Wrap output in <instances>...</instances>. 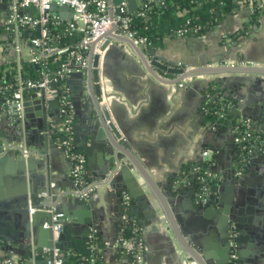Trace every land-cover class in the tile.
I'll list each match as a JSON object with an SVG mask.
<instances>
[{
    "label": "crops",
    "instance_id": "1",
    "mask_svg": "<svg viewBox=\"0 0 264 264\" xmlns=\"http://www.w3.org/2000/svg\"><path fill=\"white\" fill-rule=\"evenodd\" d=\"M146 1L155 0H136L137 7ZM247 3L238 1L230 13L219 16L213 28L203 35H176L165 38L161 46L151 48H135L131 42L112 40L111 45H115L113 48L93 51L94 55L99 56L97 70L102 95L99 105L109 115L124 145L144 167L150 180L156 183V189L170 208L177 232L206 264H231L232 253L236 256V264H264V187L261 185L264 161L260 159L262 142L254 149L255 154L251 159L254 164L247 161L242 165V156L238 155L231 128L213 125L204 113L205 89L210 79L226 76L229 79L225 82L226 91H230V96L237 100L234 110L237 111L238 120L246 119L258 131L264 132V75H200L182 80L183 86L180 87L157 81L156 75L169 79H175L177 75L151 66L150 62L156 61L167 67H172L169 64H177L178 67L184 64L186 69H191L243 60L261 67L264 65V0H253L255 7L251 10L249 1ZM109 6V13L115 16L118 13L117 5L111 3ZM255 9L257 11L252 14ZM7 13L8 0H0V65H6L14 55V49L7 46L10 40H5ZM26 13L38 17L37 9L26 10ZM50 15L60 23H66L73 13L65 10L60 13L50 12ZM243 27L246 31L242 30ZM37 33L38 29H21L16 37V42L22 45L23 59L29 58V39ZM114 35L125 37L116 28ZM24 50L27 51L26 56ZM142 55L146 56L154 76L143 65ZM89 58L90 50L87 53V64ZM222 58L225 60L222 61ZM72 68L71 74L79 72L74 65ZM70 75L65 79L71 106L68 112L71 116L69 136L74 150L86 158L83 179L94 182L95 190L85 199L71 193L73 183L70 163L58 143V138L64 134L66 119L59 97V104L54 102L52 106L54 116L47 118L49 128L55 134L52 142L48 136V148L43 147L45 134L35 124L37 118L31 119L28 126L32 128L26 131L22 129V134L12 122L2 139L10 144L23 145L34 151V154L20 157L16 151L8 154L0 146V232L7 233L16 241L8 244L14 251H0V263L5 258H9L13 264L22 261L15 252L21 247L18 244L23 240L25 228L21 215L27 210L30 214L33 209L30 206L28 209V204H20L16 200L24 193L26 196L33 193L38 198L46 197L48 207L56 212L67 214L66 224L62 225L65 238L60 243L66 251L60 252L61 256L80 254L70 247L71 244L83 238L89 244V236L98 234L94 218L100 209L116 215L122 207L124 215L131 217L129 221L132 223V231L138 233L143 241L144 264H195L179 245L161 202L135 167L119 153L116 154L117 161L111 165L110 146L102 148L98 146L99 142L91 144L83 125L91 115L89 107L86 110L82 107L86 100L88 102L85 106L91 99L86 90L78 89H75L74 96L79 99H73L72 87H77V84L67 83ZM29 90L23 96L31 95ZM3 108L0 105L1 111H4ZM1 111L0 116L3 115ZM28 115L33 116L35 112ZM0 122L3 120L0 119ZM26 124L19 123V126L24 128ZM83 145H87L88 149ZM206 149L211 153L210 170L218 176V183L210 200L212 203L207 205L209 201L200 205L194 197L197 186L185 180V173L187 170L192 175L197 173L196 168L204 161L202 152ZM40 159L42 163L38 162ZM239 171L241 173L238 175ZM46 174L51 178L48 196L40 194L47 186ZM226 200L239 205L238 217L242 232L233 224L227 232L222 231L223 218L219 207ZM44 215L40 217L41 221L45 219ZM126 228L123 226L121 231L125 233ZM101 237L102 240L107 239V236ZM126 240L123 234L121 244ZM118 248L114 245L108 252L101 246L100 252L105 264H131V259L122 257Z\"/></svg>",
    "mask_w": 264,
    "mask_h": 264
},
{
    "label": "water",
    "instance_id": "2",
    "mask_svg": "<svg viewBox=\"0 0 264 264\" xmlns=\"http://www.w3.org/2000/svg\"><path fill=\"white\" fill-rule=\"evenodd\" d=\"M110 3H114L116 5H120L122 2L126 3L127 10L130 13H134L137 10V3L136 0H109ZM249 6H254L253 0H250ZM35 9L33 6H28L23 11ZM71 11L72 9L68 7L67 5H57L56 3H52L51 7L48 12H62V11ZM257 9H255L252 14L255 13ZM248 18V17H247ZM247 24V23H246ZM245 24V25H246ZM246 28L243 27L242 30H245ZM115 30V24H112L111 28L102 35L97 42L91 45L90 50V58L89 62L87 64V67L85 68L86 71L80 70L76 74H71L70 78H68L66 81L67 83H74L77 84V87L73 86L72 94L73 99L77 98L78 96H74L75 89H78L79 91L86 90L89 97H90V103H88L87 106L86 103L88 102L86 100V103L84 106H82L85 110L86 107H89V113L90 117L87 118L83 125H85L86 129V136L90 138L91 144L96 145L98 142V146L101 145L102 148L106 147L107 145L110 146L112 152L110 157V163L111 165L117 161L116 154H120L123 156V158H126L138 171V173L141 175L143 180L146 182V184L149 186V188L152 190L154 195L158 198V200L161 202L164 213L166 215V218L168 219L170 225L172 226L173 230L175 231L178 239V243L181 246V248L184 250V253L188 255L192 261H194L195 264H206V262L202 259V257L181 237V235L177 232L175 223L172 218V214L170 212V208L168 207L167 203L165 202L164 197L161 195L160 191L156 189L157 185L154 183V181L150 180V176L148 177L147 173L144 170V167L140 164V162L134 157V154L131 153V151L124 145V140L121 139L120 135L118 134L117 130L115 129L114 125L110 122L109 115L107 112L99 105L101 102V85L99 83V76H98V59L99 56L97 54H93L94 47L96 43L102 41L99 45V50L103 51L106 48L110 49L113 48L115 45H111V41H117L122 43H132L131 40H127L125 37L116 36L114 35ZM10 38L8 36L5 37V40L8 41ZM7 46L10 47L8 44ZM137 48V46H135ZM152 52V51H151ZM13 59L9 61L8 63L12 62H22L24 59L22 57V52L16 53V51H13ZM142 54V53H141ZM140 56V55H139ZM144 58L143 65L145 66L146 70L150 75H153V71L151 67L147 63L146 56L142 55ZM222 61L225 60V58L221 59ZM220 60V61H221ZM151 66L157 67L162 71H165L167 73H171L174 75H177L175 79H169L167 77H158L156 75V80L161 83H166L169 85H179L180 87L183 86L182 80H188L190 78L200 76V75H209L214 73H223V74H232V73H254L259 75H264V67H240V66H226V65H219V66H199V67H193L191 69H186L184 64H181L179 67L177 64H169L172 67H167L166 65H162L160 63H157L156 61L150 62ZM154 76V75H153ZM233 79V77H232ZM211 80V79H210ZM222 81L226 82L229 79H227L226 76L222 77ZM31 95H24L22 97V111H19L16 109L15 105H12L10 107H4V111H1L3 113L2 116H0V119L3 120V122H0V139L4 137V134L8 130V126L14 123V126L16 125L17 128L20 129L22 134V129L26 131L28 128H32L31 125L28 126L29 122L32 118H37V122L35 124L41 128V130L44 131L45 134V142H44V148H48V136L50 137V141H53V135L54 132L50 130L49 125L47 123V118H51L54 116L52 114V106L53 103L56 102L59 104V99L57 97L47 99L45 95L44 89H30L29 90ZM2 106V105H1ZM34 113L35 115H28L29 113ZM234 115H237V111L233 110ZM9 116L12 118H9ZM80 116H78L79 118ZM79 121V119H78ZM24 124L27 122L26 126L24 128L19 126V123ZM215 125V124H213ZM216 126V125H215ZM254 124L252 125V129L254 128ZM16 128V127H15ZM87 140H85L84 143H86ZM262 149H261V157L260 159L264 161V142H262ZM85 148L88 149L87 145H83ZM11 152H15L12 150H8L7 153L11 154ZM17 153L20 155V157H23V155L17 151ZM255 154V150L249 154L246 155L245 158H243L244 155H242L243 160H245V163L250 161V164L252 163L253 155ZM7 156V155H6ZM38 162L42 163L43 161L40 159ZM264 163V162H262ZM254 164V161L253 163ZM264 173V172H263ZM45 182L47 186L43 191L40 192L45 196L49 195L48 191V185L51 181V178L46 174ZM262 187H264V178H262ZM19 201L20 204H28L32 208V213L28 214V210L26 213L21 215V219H23L25 223V228L23 230V240H20L19 246L20 249H17L15 251L20 258L22 259L20 264H47L48 261L52 260L54 258V249L56 248L58 250V255L60 252H65L66 248L61 246L60 243L64 240V230L62 225L66 224L67 214L66 212L60 211L61 216H59L58 220L61 224V231L58 237V240L56 242H53L52 240V212L58 213L54 210L51 211L52 208L48 207V199L46 197H37L36 194L31 193L30 196H26L24 193L23 196L16 200V202ZM212 201L207 203V205H210ZM27 206V205H26ZM221 211V215L223 218V227L222 231H226L230 228V226L233 224L240 232H242V227H240L241 221L239 219V205L232 203L230 200H226L223 202L222 206L219 207ZM45 214V219L40 220V217H42V214ZM131 217L129 215L125 216L124 212L122 210L119 211V214L111 215L108 214V212H105L104 210L100 209L95 218L94 222L96 224V228L98 230V235L101 237L102 235L107 236V239L102 240L100 237V243L101 246L106 249L105 251H110L111 248L114 245H117L120 247L121 245V236H123L124 231H121L123 226L127 227V230L132 229V223L129 221ZM127 222V224H125ZM129 222V223H128ZM16 241L12 240L7 233L0 232V251L3 252H11L14 251L12 247H9V243H15ZM228 245H230V242H227ZM75 252H78L80 254H89V244L86 243V240L83 238L79 241H76L71 244L70 246ZM106 247V248H105ZM61 256V254H60ZM64 257L63 255L61 256ZM240 264H243L241 262Z\"/></svg>",
    "mask_w": 264,
    "mask_h": 264
},
{
    "label": "built area",
    "instance_id": "3",
    "mask_svg": "<svg viewBox=\"0 0 264 264\" xmlns=\"http://www.w3.org/2000/svg\"><path fill=\"white\" fill-rule=\"evenodd\" d=\"M52 3L57 5H67L72 9V18L65 23L66 31L77 32L81 34L80 39L73 45L58 46L48 43V31L46 24L49 19L55 21V24L60 22L57 18H53L50 15L49 9ZM28 6H33L38 11V17L34 18L26 13H23V9ZM108 0H8V13L5 20L4 29L10 38V47L16 51L21 52L22 45L16 42V37L20 34L21 29H38V33L29 39L30 45L29 62L38 63L46 59L49 56H60L62 53H66L67 60L61 65L60 69L56 72L55 77H50L47 73L38 80H22L19 76L14 85H2L0 84V100L5 95L6 91L11 92L10 97L4 98L2 104L3 107L16 106V109L22 111V97L23 93L29 89H44L45 94L49 98L59 97L55 82L60 80L64 85V95L60 98L63 104V111L66 112L65 129L63 136L58 138V143L62 147L66 158L70 163V176L73 183V189L71 193L80 199L87 198L95 190L94 182H87L83 179V172L86 164V158L82 153L74 150L69 136L71 116L69 111L71 106L68 101V94L66 91L65 79L73 72L72 65L77 68V71L83 70L87 65V53L91 50V45L97 42V40L104 35L115 24V28L119 30L120 34L132 41L135 46H147L146 39L144 37L137 36L133 30L130 29L131 14L128 12L126 3L122 2L117 5L118 13L112 16L109 13ZM143 11L138 12V16H142ZM200 25L186 26L176 31L177 36L186 35H198L200 31ZM101 42V41H100ZM96 43L93 51L99 50V43ZM19 63V62H17ZM220 65L226 66H253L255 63L249 61H224ZM264 67V65H261ZM181 85V84H179ZM208 95L206 94V99ZM219 117L225 118L223 112H219ZM243 124L244 130L238 131L236 127L231 128L234 133V143L240 147L248 156L251 154L258 143L261 140L252 135V125L246 119L240 118L238 120ZM260 145V144H259ZM0 146L3 150H13L20 152L23 156L27 157L30 154H34L30 149L19 144H10L0 139ZM210 151L204 150L202 157L204 161L202 164L210 163ZM196 168L197 172V188L195 192L196 203L203 205L209 202L214 193L212 189V181H218V176L210 170V167ZM208 166V165H205ZM241 172H238V175ZM54 209H51V211ZM33 210H30L32 213ZM52 240L56 242L58 240L61 224L58 220L60 213L52 212ZM96 234L89 236V248L91 252H99L100 248L94 243ZM125 252L130 254L131 264H144V244L141 238L136 240H126L121 244ZM58 250L54 249V258L47 262V264H64L63 258L58 255ZM231 264H236V256L234 253L230 255ZM0 264H13L9 258H5ZM89 264H99L95 257L90 258Z\"/></svg>",
    "mask_w": 264,
    "mask_h": 264
},
{
    "label": "trees",
    "instance_id": "4",
    "mask_svg": "<svg viewBox=\"0 0 264 264\" xmlns=\"http://www.w3.org/2000/svg\"><path fill=\"white\" fill-rule=\"evenodd\" d=\"M238 1L249 0H155L146 1L140 5L137 10L131 14L130 29L137 36L146 39L147 47H159L163 40L168 37L176 36V31L186 26L200 25L201 29L197 33L203 35L208 30H211L214 24L218 21L219 16L226 15L234 9ZM143 11L142 16H138V12ZM48 31V43L58 46H71L77 42L81 34L77 32L66 31L65 23L55 24L52 19L46 24ZM67 60L66 53L60 56H49L38 63H31L24 59L22 62H12L6 65H0V84L14 85L18 76L24 80H38L45 73L51 78L55 77L56 72L61 65ZM58 95L61 98L64 95V85L60 80L55 82ZM225 82L220 78H212L205 93L208 95L204 104L205 117L212 124L220 128H234L238 131H243L244 126L238 121L237 115H234L233 110L237 107V100L230 96V91H226ZM6 91L5 95L0 100V105L3 104L4 98L10 97L11 92ZM219 112H223L225 118L219 117ZM60 133H58L59 135ZM55 135V134H54ZM252 135L258 137L261 142L264 139V132L258 131L256 127L252 129ZM239 146V145H238ZM237 146L238 155L245 158L246 154L240 147ZM242 158V165L245 160ZM201 167H210L211 163L201 164ZM208 165V166H205ZM185 180H190L192 184L197 186V173L192 175L189 170L186 171ZM218 181H212V189ZM197 188V187H196ZM173 190V189H172ZM125 239L136 240L139 234L132 231H125ZM94 243L101 248L99 235L96 234ZM122 257L131 259L130 254L120 247L118 248ZM102 252H91L81 255H67L63 257L64 264H89L92 257L96 258L99 264H105L102 258Z\"/></svg>",
    "mask_w": 264,
    "mask_h": 264
},
{
    "label": "flooded vegetation",
    "instance_id": "5",
    "mask_svg": "<svg viewBox=\"0 0 264 264\" xmlns=\"http://www.w3.org/2000/svg\"><path fill=\"white\" fill-rule=\"evenodd\" d=\"M245 2H246V1H245ZM249 2H250V0H249ZM246 5H248L247 2H246ZM254 7H255V6H249V9H250V10H251V9H254ZM248 11H249V10H248ZM1 30H2V29H1ZM6 36H8V35H5V37H6Z\"/></svg>",
    "mask_w": 264,
    "mask_h": 264
},
{
    "label": "rangeland",
    "instance_id": "6",
    "mask_svg": "<svg viewBox=\"0 0 264 264\" xmlns=\"http://www.w3.org/2000/svg\"><path fill=\"white\" fill-rule=\"evenodd\" d=\"M23 53H24L25 56L27 55V51L26 50H24Z\"/></svg>",
    "mask_w": 264,
    "mask_h": 264
}]
</instances>
